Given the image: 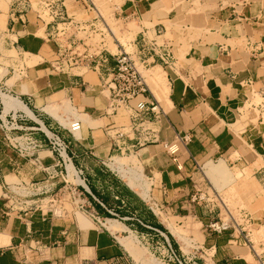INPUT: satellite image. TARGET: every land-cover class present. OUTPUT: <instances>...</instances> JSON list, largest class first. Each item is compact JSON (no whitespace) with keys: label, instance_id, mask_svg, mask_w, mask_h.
I'll return each instance as SVG.
<instances>
[{"label":"crops","instance_id":"0c3cea01","mask_svg":"<svg viewBox=\"0 0 264 264\" xmlns=\"http://www.w3.org/2000/svg\"><path fill=\"white\" fill-rule=\"evenodd\" d=\"M17 1L0 3V40H10L15 50L38 56L42 62L22 64L19 73L12 70L10 76L8 67L0 64V108L23 112L26 118L22 125L27 130L41 122L60 134L69 143L74 172L77 168L83 171L87 190L78 186L79 197L73 199L67 190L71 185L54 175L50 180L53 191L64 199L62 210L57 204L43 203V193L36 186L43 185L48 174L38 165L53 166L56 172H49L56 174L60 168L55 165V154L37 130L32 135L43 141L44 147L19 157L3 142L0 131V264L150 263V257L128 234L135 223L143 230H152L138 220L155 229L158 222L172 237H178L172 232L174 227L159 221L151 207L145 211L146 197L105 164L122 144L117 131L125 134V148L137 155L142 176L156 181L161 200L175 201L167 209L185 210L202 226L215 216L209 211L200 212L187 198L194 190L204 191L205 184L199 178L200 163L208 177L226 175L233 180L235 176L229 174L228 164L249 169L255 180L264 183V0L113 3V17L131 19L139 27L130 44L135 62L145 70L149 67L147 71L159 77L154 90L161 100L151 89L148 93L161 111L158 120L149 123L158 141L141 146L130 127L129 113L108 109L107 90L101 86L97 71L88 67L53 71L55 42L61 35L57 31L59 25L55 26L57 20L46 24L48 17H43L45 21L38 17L40 0H27L30 7L22 13ZM63 4L62 11L71 18L94 16L81 0H65ZM152 42L160 54L168 52L167 64L143 49ZM145 59L154 61L145 66ZM113 64L110 59L108 65ZM162 89L163 98L159 94ZM75 119L81 121V129L71 133L68 126ZM185 135L187 141L183 140ZM163 142L176 144L178 150L172 154ZM78 203L96 211L104 223L94 222L78 209ZM211 206L208 210L215 213L219 207L216 201ZM109 210L130 216L119 220ZM174 217L180 220L179 216ZM107 220L114 224L106 227ZM152 231L166 247V241ZM229 236L207 239L210 237L206 233L205 245H215L214 253L221 255L219 264H240L243 247L233 245ZM29 239L38 241V249L24 253L23 246ZM174 242L177 244L175 239ZM179 250V254L184 252Z\"/></svg>","mask_w":264,"mask_h":264},{"label":"built area","instance_id":"2783aa9c","mask_svg":"<svg viewBox=\"0 0 264 264\" xmlns=\"http://www.w3.org/2000/svg\"><path fill=\"white\" fill-rule=\"evenodd\" d=\"M65 0H40L38 3L37 15L41 20L48 17L46 24L56 21L55 26L59 25L61 35L55 42V58L51 62L55 71H66L78 67H88L97 71L100 77L101 86L107 90V106L108 109L116 113L118 110L123 109L129 113L130 127L134 133L137 134L138 145H144L158 141L156 131L149 127V123L157 121L161 111L158 107V103L155 99L148 96L150 92L149 87L143 78L141 72L137 69L134 55L131 52H127L121 45L116 46V51L112 52L106 45L105 37L113 32L108 23L105 21L103 15L95 5L93 0H81L85 4L86 8L93 11L94 16L88 19H74L69 17L64 7ZM17 8L22 13L28 7L30 3L27 0H18ZM22 22L24 18L20 17ZM158 33L160 29L157 30ZM141 42L145 43V37L142 34ZM143 49H148L151 52L149 56H158L165 64L169 61V54L167 51L160 54L157 51V45L152 42L150 46H146ZM112 59L114 64L109 66V60ZM154 61H144L145 66ZM154 100V101H153ZM151 115V116H150ZM152 117V118H151ZM26 115L17 110L4 111L0 108V131L3 142L10 147L19 157H27L39 151L43 148L45 143L48 148L55 154L57 160L55 165L60 168L56 174H52L49 171L56 172L55 168L44 167L38 165V167L46 172L48 178L44 180L43 185L36 186L40 193H43V200H48V204L59 207V211L62 210L61 202L64 200L61 196H57L53 191L52 185L54 184L50 178L54 175H59L60 178L71 186H68L67 190L73 195L74 198L79 197L78 186H82L85 190V180L82 177L83 171L80 168L75 170V174L82 183H74L69 179L67 162L71 164V156L68 152L69 143L65 141L60 134L55 130L38 123V127H34L27 130L22 122L25 120ZM44 127V129L42 128ZM81 129V121L75 119L69 123L68 130L71 133L79 132ZM40 131L43 134L44 142L36 140L32 132ZM49 133L51 135H49ZM123 132H116L118 140H121V145L117 146L118 151L122 154L124 151H129L123 144ZM189 138L187 135L183 136V140L187 141ZM163 147L172 154L178 150L176 144H170L163 142ZM62 149V151H61ZM130 152V151H129ZM36 162V159H34ZM38 163V161H37ZM52 175V176H51ZM64 192V191H63ZM196 197L194 196L192 200ZM200 198V196H199ZM62 200V201H61ZM11 199L7 196V202ZM100 203V202H99ZM102 205V203H100ZM78 209L87 213L94 222L102 225L104 219H102L96 211L88 210L87 207L82 204H77ZM109 212L117 219L123 220L126 217L119 216L117 213L109 210ZM53 213V211H52ZM220 214V213H219ZM219 214L218 217H214L205 225L208 232L215 233L222 236L226 233L230 235L229 240L233 245L246 248L252 253L257 264H264V210L261 212L260 217L255 219L254 213H251L245 209H240L238 218L235 219L232 215L229 220L222 219ZM138 222L148 229H152L161 236H166L164 232L159 229L150 227L149 225L138 220ZM232 229V230H231ZM260 233L252 238V230ZM38 241L29 239L23 246V251L30 252L34 249H38ZM166 250L168 252V261L174 264H199L197 258L212 257L215 252V245L202 246L196 245L193 250L188 253L179 254L171 247L170 243H166ZM211 251V253H210ZM197 252L199 255H197ZM237 258V257H236ZM168 264V263H164Z\"/></svg>","mask_w":264,"mask_h":264},{"label":"rangeland","instance_id":"374dc122","mask_svg":"<svg viewBox=\"0 0 264 264\" xmlns=\"http://www.w3.org/2000/svg\"><path fill=\"white\" fill-rule=\"evenodd\" d=\"M93 1L103 15L105 21L112 29L114 35L113 37L111 34H109L105 37L106 45L108 46V48L112 52H115L116 46L123 45L127 52H131L130 44L132 43L135 32L138 31L139 27L131 19H127L123 16L119 17L118 15H116V17H113V3H118L120 2V0ZM1 2L2 0H0V3ZM46 20L48 21V18H46ZM39 34L42 36L43 32H39ZM5 40H0V64H2V66L8 67V69L10 70V72L8 73L9 76L12 75V70L14 71V73L16 72L18 74L22 64L31 65L37 63L38 61H41L38 56L30 55L27 53H20L18 50H15L13 47H11L10 40ZM135 63L137 69L141 72L143 78L149 86V89H151V86H153V89L154 87L158 88V85L156 83L158 74H156L155 72L152 73L153 71H147V68L149 67H147L145 70V68L141 64H139L138 62ZM52 69L54 71L53 67ZM66 71H69V69H67ZM159 94H161L163 98L164 90L162 92L160 91ZM159 99L161 100V98ZM213 162L216 163L215 161ZM105 164L109 167L111 165H119L122 168H126L131 172L142 176L139 160L137 158V155L133 152L130 153L129 151H124L122 154L120 152L115 153L113 154V156H110L107 160H105ZM202 165V163L199 164L198 170L199 178H201L205 184L204 191L194 190L191 196L187 197L188 199H190L192 204L196 205V209H199L200 212L204 211L208 213L209 211V215H214L215 219L218 218L216 214L220 213L219 216L222 219L229 220L230 218H232V215L235 219H237V221H239L238 213L240 209H245L251 213H254L255 219L260 217V214L262 212V210L260 209L264 208V183L255 180V178L251 175L249 169L244 168L241 170L240 168H236L235 166L231 167L226 164L229 174L235 176L233 180H229L228 178H226V175L223 176L224 178H220L219 176L208 177L204 175ZM69 179L72 180L71 178ZM142 179L143 181H145L148 189L146 193V199H143L145 211L149 209L146 207H151L156 215V218L159 221H162V223L166 227H168V225H172L174 227L172 229V232L174 233V235L179 237V239H177L176 237L167 236V233H169L168 231L167 233H164L166 235L165 237L160 235L166 241L165 243H170L173 250H175L177 253H180L179 249H181L185 253H188L194 251L193 247L196 245L199 246L202 244L203 247L206 246L204 241V236L206 235V233H209L210 237L207 239L214 238L216 234L208 232L204 225H200V222L192 217L191 213V215H189L185 210H181L179 208H177L176 211L175 209L174 211H170L169 209H167L173 206L171 204H175V201L166 202L161 200L162 197L157 191L156 181L154 179L152 180L144 178L143 176ZM73 182L76 183L75 181ZM134 190L137 191L136 188ZM194 196L196 198L194 200H191ZM212 201H216L217 205L219 206L216 208L217 211H215V213H213V211L211 210H208L209 208H212ZM43 203L48 204V200L46 199ZM119 214L121 216H130L126 212ZM174 216H179L180 220H175L178 217ZM129 229H131L132 232L129 233L128 231V234L134 236L137 244L141 248H143V250L146 252V255L150 257V263L145 260L143 264H155L154 261L158 262L159 264H174L171 261L167 260L168 252L166 248L161 245V241L156 239L152 230H143L139 228L137 223L130 226ZM259 233L260 231L257 232L255 231V229H253L252 238L254 239L255 237H257L256 235H258ZM174 239L177 241V244L174 242ZM165 246L167 247V244H165ZM178 247L180 248L178 249ZM240 254L244 256L243 260H239L240 264H257L252 253H250L246 248H243ZM197 255H199L198 252ZM220 256L221 255L219 253H214L212 257L207 256L204 259L199 257L196 259V261L199 264H219L217 259L220 258Z\"/></svg>","mask_w":264,"mask_h":264},{"label":"bare ground","instance_id":"6f19581e","mask_svg":"<svg viewBox=\"0 0 264 264\" xmlns=\"http://www.w3.org/2000/svg\"><path fill=\"white\" fill-rule=\"evenodd\" d=\"M159 78V77H158ZM151 91L153 92L154 96L158 99L159 97H157L158 95L156 94L155 90L153 89V86H151ZM68 116V115H67ZM44 129V127H42ZM45 130V129H44ZM77 133V132H76ZM49 135H51L49 133ZM62 151V149H61ZM112 170H114L120 177L121 179H124V182L126 181L127 185L130 188H136L138 193L143 196L146 197V193H147V185L145 183V181H143L142 176L139 174H135L133 172H131L130 170L126 169V168H122L119 165H111L110 166ZM67 169H68V174H69V178L73 179V181H75L76 183H82L81 180H79L73 170L72 165L70 164V162H67ZM109 223L112 226L113 221L108 222V220L105 222V226L109 227ZM114 224V223H113ZM173 229V228H172ZM174 234V233H173ZM132 240L134 242H136L135 238L133 235H130ZM178 238V237H177ZM155 264H159L158 262H155Z\"/></svg>","mask_w":264,"mask_h":264},{"label":"trees","instance_id":"16d2710c","mask_svg":"<svg viewBox=\"0 0 264 264\" xmlns=\"http://www.w3.org/2000/svg\"><path fill=\"white\" fill-rule=\"evenodd\" d=\"M155 224H156L155 227H157L159 230L163 231L164 233H167L164 227L160 223L156 222ZM167 236L171 237L169 233H167Z\"/></svg>","mask_w":264,"mask_h":264}]
</instances>
